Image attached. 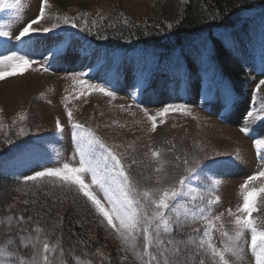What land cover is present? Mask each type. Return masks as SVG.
<instances>
[{
  "label": "rangeland",
  "instance_id": "rangeland-1",
  "mask_svg": "<svg viewBox=\"0 0 264 264\" xmlns=\"http://www.w3.org/2000/svg\"><path fill=\"white\" fill-rule=\"evenodd\" d=\"M188 1L49 0L51 8L47 11L53 20L42 23H52L58 15L61 22L65 16L73 18L78 27L72 28L61 23V27L52 33L33 34L31 40L25 38L27 42L22 46L14 39L8 43L6 38L0 37V46L10 49L3 52L0 47V56L17 51L39 61V64H33L22 74L0 80V165H4L5 170L21 179L24 175L33 174V170H42L37 166V160L41 161L43 167H58L64 162L75 166L78 154L74 152L75 140L70 136V125L67 123L65 97H68V107L72 108L75 118L112 146L126 166L132 159L137 161L130 171L142 184L156 186L157 176L161 178V182L166 179L178 180L184 174L182 162L185 155L191 156L194 151L206 152L212 159L220 161L221 164L213 166L207 175L210 180L221 181L211 193L220 197L219 203L213 206L212 216L223 214L215 222L216 229L213 230L211 239L218 249H223L228 237L223 236L222 231H227L229 236L235 234L233 217L228 209L236 212L237 207L242 204L240 185L248 176L264 169V161L257 153L252 138L264 132V122L258 118L259 115H264L260 111L264 104L250 103L253 88L264 79V75L258 70L261 41L264 39L260 27L261 17L250 27L245 47L253 48L257 56V69L253 70L252 64H247L254 83L246 90L244 97L236 98V105L231 111H221L219 93L216 92V98H213L215 86L208 83L206 78L192 77V90L186 93L184 82L174 74L169 76L163 72L158 78L147 74L143 69L152 68L158 63V57H154L148 50L117 52L106 58L105 50L100 45L87 46L79 38L80 32L93 35L100 28L117 29L122 21L135 24L161 22L174 27L185 16ZM263 2L264 0H258V3ZM40 6L41 0H21L19 9L0 11V27L10 30L15 36L36 17ZM85 19L91 28V34L81 30ZM180 50L179 44L172 48L175 52ZM46 61L50 65L47 72L41 67ZM79 72L86 73V76L78 79H87L91 83L111 81L112 89L116 92L115 98L98 92L76 98L80 85L72 79V75ZM140 72L145 73L147 80L145 86L137 91L133 85L139 79ZM259 92L264 94V85ZM167 103H186L190 106L192 115L170 113L163 122L158 117L157 130L151 131V121L144 110L155 115ZM253 105L256 119L246 116V111L251 110ZM21 114H27L26 121H20ZM57 118L64 125L63 133L56 128ZM245 125L250 129V135L241 131ZM19 126L30 129L29 134L17 136ZM153 150L163 151L161 159L165 164L160 172L154 170L158 161L151 156ZM11 152V157L3 155ZM216 152L220 155L216 156ZM177 156L180 157L179 160L176 159ZM4 157H8L6 161H2ZM202 162L211 163L210 160ZM140 173L150 179L142 180ZM202 181L203 177L193 180L192 185L198 189L212 187L210 183ZM255 184L260 186V181L257 180ZM201 194L207 198L210 193L197 191L191 195L196 196V202L199 203ZM97 195L103 198L101 193L98 192ZM177 207L181 215L185 208L195 211L191 196L183 197ZM71 212L88 222V237H78L79 232L75 231L74 237L79 240V245L71 244L63 231L65 220L74 216ZM10 214L14 219L9 228L6 218ZM20 215L25 222L17 225ZM253 215L264 218V208ZM0 219L4 220V226H0V243H4L13 252L12 260H16L18 256L24 261H30L35 251L31 245L36 243L35 237L39 235L37 249L42 248L44 240L51 244L57 239L61 241L56 252L49 253L54 264H140L133 252L125 249L114 231L101 222L86 198L75 191L62 188L59 183H53L48 178L27 183L22 180L3 181L0 178ZM33 221L43 232L37 234L33 230ZM21 228L26 230L22 235L23 244L27 247H18L21 241L17 234ZM193 229H199V232ZM203 231L204 224L197 221L187 224L182 232L174 231L173 235L176 240L185 241L187 255L192 263L199 264V260L204 257L207 264H212L210 256H205L204 249L199 248L201 240L208 239L203 237ZM190 235L195 239L193 244H187ZM9 236L15 240L16 246L7 245ZM247 237L246 233L245 238ZM181 248H185V245H181ZM136 251L142 252L143 248L138 247ZM197 251L200 255H197ZM226 257L230 264H254V257L247 247L243 259H237L230 253ZM40 259L37 256V260ZM9 264H12L11 260Z\"/></svg>",
  "mask_w": 264,
  "mask_h": 264
},
{
  "label": "snow or ice",
  "instance_id": "snow-or-ice-1",
  "mask_svg": "<svg viewBox=\"0 0 264 264\" xmlns=\"http://www.w3.org/2000/svg\"><path fill=\"white\" fill-rule=\"evenodd\" d=\"M21 0H0V11L7 9H19ZM51 8L49 0H41L38 14L35 18L23 26L18 34L13 36L10 30H4L0 27V37L6 38V42L11 40L18 42L22 46L28 40L32 39L33 34L52 33L54 30L63 25H70L72 28L78 27L76 21L70 17H63L62 22L57 15L52 23H42L53 20L49 15L48 9ZM254 22V18H249ZM249 21H245L248 23ZM36 25V27H34ZM169 24L168 28L171 29ZM222 31H216L212 34L201 33L194 40L189 41L187 46L179 52H173L170 57V63L174 69V75L178 76L184 82V91L186 93L192 90V75L189 69V62L197 69V75L203 72L204 77L210 79L215 88L212 93H219V100L222 105L221 111H231L236 105V95L233 86L218 71L217 57L219 50L223 49L232 52L234 55L241 51L239 34L235 28H229L224 24L217 25ZM260 27L262 35H264V13L261 14ZM82 31L91 34V28L87 19L83 21ZM106 38V37H105ZM219 45V49L217 47ZM33 64H39L38 60L29 58L28 55L19 54L12 51L11 54L0 56V80L7 77L22 74ZM43 71H49L50 65L45 62L41 65ZM39 70V69H37ZM259 72L264 75V39L261 41V54L259 62ZM86 73L79 72L72 75V79L80 85V91L76 98L85 96L92 92H98L106 97L115 98L116 92L112 89L111 81L104 80L103 83H91L87 79H78L84 77ZM147 76L144 72H140L139 79L133 85L137 91L145 86ZM264 85V79L259 81L256 93H259L260 86ZM197 94L199 89L197 88ZM65 109L67 123L70 125V136L75 140L74 152L78 154V162L75 166L68 162H64L58 167H43L41 161L37 160V166L42 170H33V174L24 175L22 182L43 181L48 178L53 183H59L62 188L75 191L86 198L91 204L95 213L101 218V222L112 229L125 246L126 250L132 251L140 264H189L185 241L176 240L174 231L182 232L187 224L196 223L197 221L204 224L203 237H207V241L201 240L199 248L204 249L205 256H210L212 264H230L226 257L227 253L232 254L237 259H243L245 247L250 249L254 257V264H264V218L254 216V213L260 212L264 208V169L248 176L243 184L240 185V195L242 204L233 212L228 209L229 214L233 217L235 225L234 236H229L227 231H222V235L228 237V242L224 244L223 249H218L212 242L211 235L216 229V221L221 219L222 213L215 217L212 216L213 206L220 201L219 196L211 195L216 185L221 183L218 179H211L207 173L212 171L213 166L221 164L220 161L212 159L206 153L193 152L191 156L185 155L183 159V175L176 181L165 180L161 182L159 176L156 177L155 184H142L141 180L136 179L131 174V167L136 165L137 161L132 159L127 166L121 157L114 151L112 146L106 144L91 128L85 127L74 116L72 108L68 107V97H65ZM148 120L151 121V131L157 130V118H161V122L168 117L170 113H182L192 115L191 108L186 103H167L155 115L148 114L147 109L144 110ZM255 107L246 111L248 118L256 119L254 116ZM264 112V106L260 109ZM259 120L264 122V115L258 116ZM20 121L27 120V114H21ZM56 128L63 133L64 125L61 124L59 118L56 120ZM30 129L25 126H19L17 136L23 137L29 134ZM245 134H251L250 129L245 125L241 128ZM257 136L261 138H257ZM253 143L257 153L264 161V132L253 136ZM11 141H6L10 143ZM162 150H153L151 156L157 158V165L154 166L156 172H160L165 164L161 159ZM216 156L220 153L216 152ZM180 159L179 156L176 157ZM210 160L211 163L205 164L202 161ZM59 161H57L58 163ZM142 180L147 181L150 177L139 174ZM203 177L202 183H210L211 188L205 187L198 189L192 185L193 180ZM259 180L260 186H256L255 182ZM197 191H207L209 196L197 197L191 195ZM101 193L98 196L97 193ZM185 196H191V203L195 208H185L181 215L178 211V204ZM27 203V202H25ZM7 226H12L13 215L7 218ZM31 220V218H29ZM22 215L17 218V225L23 223ZM35 227L34 231L39 234L43 229L32 222ZM0 226H4V220L0 219ZM55 227V226H53ZM26 230L20 229L17 238L21 241L18 247H27L23 244ZM199 232V229H193ZM248 237L245 238V234ZM36 243L31 246L35 250L30 261H24L17 256L16 260H12L13 252L8 250L4 243H0V264H54V260L50 258L49 253H55L57 248L61 246V241L56 240L54 244L44 240L42 248L37 249L36 244L40 243L39 235L35 237ZM9 246H16L15 240L9 236L6 241ZM195 243V239L190 235L187 244ZM166 244L168 246H166ZM185 245V248H181ZM138 247H142L143 251H136ZM62 251V249H61ZM197 255H200L197 251ZM37 256L41 259L38 261ZM183 257V258H182ZM126 259V258H125ZM75 264V262H74ZM199 264H207V259L202 257Z\"/></svg>",
  "mask_w": 264,
  "mask_h": 264
},
{
  "label": "trees",
  "instance_id": "trees-1",
  "mask_svg": "<svg viewBox=\"0 0 264 264\" xmlns=\"http://www.w3.org/2000/svg\"><path fill=\"white\" fill-rule=\"evenodd\" d=\"M251 6H256L258 9L264 8V2L258 3V0H189L185 16L171 29L161 22L135 24L122 21V25L117 29L100 28L92 37L110 50L116 47L129 50L151 48L156 51L158 59H160L174 45L182 44L183 46L189 39L201 33L212 34L213 28L217 25H233L242 18L245 9ZM217 47L219 49V45ZM217 59L223 76L230 80L234 92L237 95L244 93L250 79L244 60H236L230 51L223 49L219 50ZM0 178L3 181H15V178L4 173L0 174ZM71 214L74 216L65 220L64 223L66 224L63 231H65V236L71 244L79 245V240L74 237L76 236L75 231L79 232L78 237H88V222L77 217L74 212ZM83 226L84 229H81ZM186 258L189 264H198L192 263L190 258Z\"/></svg>",
  "mask_w": 264,
  "mask_h": 264
}]
</instances>
